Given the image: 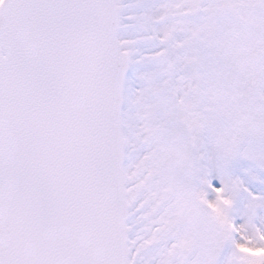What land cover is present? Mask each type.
I'll use <instances>...</instances> for the list:
<instances>
[{
	"label": "snow or ice",
	"instance_id": "obj_1",
	"mask_svg": "<svg viewBox=\"0 0 264 264\" xmlns=\"http://www.w3.org/2000/svg\"><path fill=\"white\" fill-rule=\"evenodd\" d=\"M0 264H264V0H0Z\"/></svg>",
	"mask_w": 264,
	"mask_h": 264
}]
</instances>
